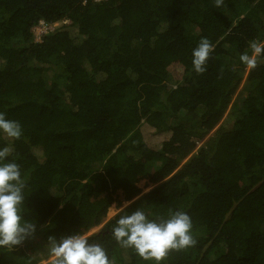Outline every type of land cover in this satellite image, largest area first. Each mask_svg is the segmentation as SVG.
Segmentation results:
<instances>
[{
	"label": "trees",
	"instance_id": "trees-1",
	"mask_svg": "<svg viewBox=\"0 0 264 264\" xmlns=\"http://www.w3.org/2000/svg\"><path fill=\"white\" fill-rule=\"evenodd\" d=\"M42 21L69 23L35 42ZM202 37L213 50L196 73ZM252 41H264V0H0V112L23 128L0 148L13 149L43 240L30 254L27 240L0 248V264H40L50 236L87 234L123 203L88 236L113 264H154L112 236L137 208L192 218L195 245L163 264H264V58L233 103ZM200 110L197 134L165 118ZM142 180L155 187L143 194Z\"/></svg>",
	"mask_w": 264,
	"mask_h": 264
},
{
	"label": "clouds",
	"instance_id": "clouds-1",
	"mask_svg": "<svg viewBox=\"0 0 264 264\" xmlns=\"http://www.w3.org/2000/svg\"><path fill=\"white\" fill-rule=\"evenodd\" d=\"M249 47L251 54L245 52L239 60L248 69H254L264 58V41H252ZM212 50L213 45L206 37L192 50V67L196 73L207 70ZM0 133L15 141L22 137L23 128L0 112ZM12 151L10 146L0 148V248L9 249L32 238L37 231L36 223L25 218L26 178L20 165L9 159ZM111 231L121 247L134 250L154 264H163L170 251L187 249L196 243L191 216L179 210L170 211L166 219H150L144 210L137 208L120 215ZM47 246L51 264H113L105 248L90 243L87 234L74 233L59 240L50 236Z\"/></svg>",
	"mask_w": 264,
	"mask_h": 264
},
{
	"label": "rangeland",
	"instance_id": "rangeland-1",
	"mask_svg": "<svg viewBox=\"0 0 264 264\" xmlns=\"http://www.w3.org/2000/svg\"><path fill=\"white\" fill-rule=\"evenodd\" d=\"M240 7H241V9H239L237 7L236 9H234L232 11V14H233V16L235 18H240L243 15V8H242V6H240ZM66 23L68 24L69 22L67 21V22H64V23H57L52 28H50V31H53V29L55 30V29L59 28L60 26H62L63 24H66ZM41 29H42V27H41ZM41 29L38 26L32 29V33H33V36H34V41H36V42L38 41V35L40 34ZM41 34H43V33H41ZM249 71H250V69H248L246 67V69L244 71L245 72L244 73L245 79H244L243 83L241 84V87L239 88L238 92L234 96L233 103H235V101H237V100L242 102V100L246 97V77H247ZM229 110L226 113V115L224 116V118L222 119V121L216 126V128L211 133L207 134L203 141L198 143V148H200L201 146L205 145V143L208 141V139L214 135L215 131L221 125L229 123V121H228ZM201 113H202L201 110L198 113H196V114H187L185 112L184 113L182 112V114L180 115L181 118L180 119H178V118L175 119V118H173V116L170 115L169 112H166L165 113V118H166V120L169 123H172V124L183 123L188 129H191L195 134H197V132L203 130L202 119L200 117ZM36 152H37L38 155L41 154V150L40 149L36 150ZM196 152H197V150L193 154H196ZM138 186L142 189L143 194L149 192L151 189H153L155 187L148 180L140 181ZM129 204L130 203H123L122 207H120V208L116 207L115 205L112 206L109 209V212H108L107 217H106L105 221L103 222V224H101L100 226L92 229L89 233H87V235L91 236L93 234L99 233L102 230V228L105 225V223L116 216V215H112L113 212H116L118 214L120 211L125 209ZM27 241L28 242H30V241L33 242L32 246L31 247L29 246L28 249L26 250L28 254L32 253L36 247L41 246L43 244V240H42L41 236H33L32 238L28 239ZM49 262H50V259H48L46 261H42L40 264H47Z\"/></svg>",
	"mask_w": 264,
	"mask_h": 264
},
{
	"label": "built area",
	"instance_id": "built-area-1",
	"mask_svg": "<svg viewBox=\"0 0 264 264\" xmlns=\"http://www.w3.org/2000/svg\"><path fill=\"white\" fill-rule=\"evenodd\" d=\"M54 25H50V24H48V23H45V22H40V24L38 25V27H40V29H41V27H42V29H41V31H40V34L38 35V41L37 42H41L42 41V39H43V37L45 36V35H47L49 32H51L50 31V28H52ZM54 30V29H53ZM44 31V32H43ZM41 33H43V34H41ZM36 42V41H35Z\"/></svg>",
	"mask_w": 264,
	"mask_h": 264
}]
</instances>
